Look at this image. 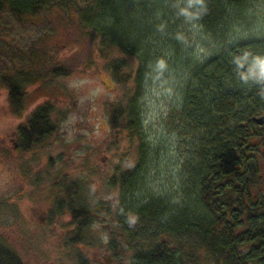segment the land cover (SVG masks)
I'll use <instances>...</instances> for the list:
<instances>
[{"label": "trees", "instance_id": "1", "mask_svg": "<svg viewBox=\"0 0 264 264\" xmlns=\"http://www.w3.org/2000/svg\"><path fill=\"white\" fill-rule=\"evenodd\" d=\"M82 1L79 28L95 37L100 56L113 55L107 68L114 81L132 82L124 102L107 105L114 139L120 131L141 138V74L151 53L160 52L155 42L170 46L175 56L182 53L186 70L181 100L166 116L187 145L185 180L178 194L138 196L146 159L140 141L136 162L109 178L119 190V230L109 235L111 252L121 258V250H128V264H264V121L254 119L264 115V35L233 33L251 0ZM74 3L0 0V12L24 18L52 4L70 8ZM182 16L213 41L201 59L185 54L179 44L186 36L179 29ZM71 70L54 66L49 75ZM39 76L24 67L0 74L13 110L22 107L25 84ZM52 110L46 98L16 125L18 148L40 147L55 134ZM55 185V208L67 206L68 221L77 228L71 241H83L85 229L97 219V205H90L77 178L63 174ZM17 260L0 257V264H20Z\"/></svg>", "mask_w": 264, "mask_h": 264}, {"label": "rangeland", "instance_id": "2", "mask_svg": "<svg viewBox=\"0 0 264 264\" xmlns=\"http://www.w3.org/2000/svg\"><path fill=\"white\" fill-rule=\"evenodd\" d=\"M83 5L82 0H75L70 8L52 4L24 18L0 12V74L13 67L40 74L37 81L25 84L19 111L10 106L0 78V234L17 237L21 232L22 244L33 242L40 247L53 243L55 248L45 258L30 259V264H77L71 254L76 250L86 253L87 264H128L130 252L121 250L119 258L107 242L109 235L119 230L115 215L119 190L109 183L110 175L136 162L140 141L144 142L146 159L138 196L178 194L183 173L188 170L184 138L171 129L166 118L181 100L186 74L183 54L175 56L170 46L154 40L160 52L151 53L141 74V138L120 131L114 139L107 105L124 102L132 82L114 81L107 68L113 55L100 56L95 51L98 41L79 28ZM245 16L233 26V33L263 36L264 0L249 1ZM178 23L186 32L179 43L183 51L201 59L214 45L210 35L185 16ZM54 66L72 70L50 76ZM46 98L53 103L55 134L40 147H15L16 125ZM63 174L77 178L83 195L98 208L97 219L86 228L83 242L71 248L64 244V236L71 232L68 216L49 211L54 182ZM19 215L22 228L14 232Z\"/></svg>", "mask_w": 264, "mask_h": 264}, {"label": "flooded vegetation", "instance_id": "3", "mask_svg": "<svg viewBox=\"0 0 264 264\" xmlns=\"http://www.w3.org/2000/svg\"><path fill=\"white\" fill-rule=\"evenodd\" d=\"M15 144H16V140H15ZM15 147H17V146H15ZM54 184H55V182H54ZM56 197H58V196L56 195V185H55L54 197L52 198L53 201H52V205H51L49 211L51 214L66 213V215L68 216L67 223L70 225L71 232H70V235L64 236V244L68 245L71 248L72 245H74L78 242H83V241H71V237H72L71 233L74 231H77V228L68 221L69 220V211L67 209V206H63L61 211H58L55 208V198ZM60 197L62 198L63 195H60ZM21 220L22 219L19 215V220H18V223L16 222V224H15L14 232H18L21 230V229H19L20 227L22 228ZM85 231H86V229H85ZM9 233H11V232L9 231ZM20 234H21V232L18 233L19 236H17V237L16 236L10 237L9 235L0 234V249H1L0 250V257L3 260L8 261V259H9L11 262H13V261H18L17 259H19L20 264H30V263H32L30 261V259L38 260V258H41V256L43 258H45V256L47 257V254L49 252H52L55 249L53 243H47L45 245L43 244L40 247L37 246L36 244H34L33 242H30L27 244H22V242H21L22 236H20ZM82 236H84V234ZM65 239H67V241H65ZM108 239H109V237H108ZM7 247H9V248H7ZM6 249H11L14 252L13 251L9 252ZM71 254H72V256H73V258L77 264H84L85 263L86 253L84 251H81V250L77 251L76 250V251H72Z\"/></svg>", "mask_w": 264, "mask_h": 264}, {"label": "water", "instance_id": "4", "mask_svg": "<svg viewBox=\"0 0 264 264\" xmlns=\"http://www.w3.org/2000/svg\"><path fill=\"white\" fill-rule=\"evenodd\" d=\"M254 119H255V121L257 122V123H263V121H264V115H258V116H255L254 117Z\"/></svg>", "mask_w": 264, "mask_h": 264}, {"label": "bare ground", "instance_id": "5", "mask_svg": "<svg viewBox=\"0 0 264 264\" xmlns=\"http://www.w3.org/2000/svg\"><path fill=\"white\" fill-rule=\"evenodd\" d=\"M185 150H186V153H187V145L185 146V148H184ZM185 156H187V154L185 155ZM186 160V159H185ZM182 180H185V178L184 177H182ZM178 190V189H177ZM158 195H160V196H164V197H166L167 195H166V193L165 194H156L155 196H158Z\"/></svg>", "mask_w": 264, "mask_h": 264}]
</instances>
